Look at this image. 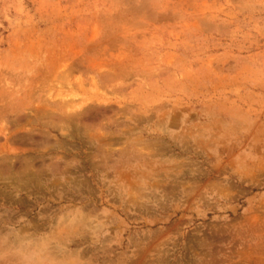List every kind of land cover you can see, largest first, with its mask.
<instances>
[{
    "label": "rangeland",
    "instance_id": "obj_1",
    "mask_svg": "<svg viewBox=\"0 0 264 264\" xmlns=\"http://www.w3.org/2000/svg\"><path fill=\"white\" fill-rule=\"evenodd\" d=\"M0 264H264V0H0Z\"/></svg>",
    "mask_w": 264,
    "mask_h": 264
}]
</instances>
